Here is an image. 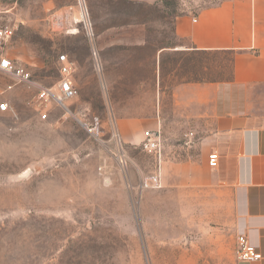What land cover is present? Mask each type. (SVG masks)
Wrapping results in <instances>:
<instances>
[{
    "label": "rangeland",
    "instance_id": "1",
    "mask_svg": "<svg viewBox=\"0 0 264 264\" xmlns=\"http://www.w3.org/2000/svg\"><path fill=\"white\" fill-rule=\"evenodd\" d=\"M222 1L0 0L12 62L57 95L65 54L75 91L61 105L0 73V264L236 262L230 192L174 179L210 131L174 91L230 80L232 54L181 50L173 22ZM126 120L142 138L124 140ZM147 131L156 154L141 148Z\"/></svg>",
    "mask_w": 264,
    "mask_h": 264
},
{
    "label": "crops",
    "instance_id": "2",
    "mask_svg": "<svg viewBox=\"0 0 264 264\" xmlns=\"http://www.w3.org/2000/svg\"><path fill=\"white\" fill-rule=\"evenodd\" d=\"M173 32L186 42L183 51L232 54L230 80L190 83L174 91L175 98L183 96L187 116L199 125L210 124L201 139L199 165L185 162L181 168L187 173L174 179L183 186L213 183L229 191L237 235H247L261 254L258 261L233 264H264V108H253L264 106V0H224L195 15L178 16ZM125 125L132 126L124 134L126 142L136 133L142 138L137 120ZM210 154L217 156L214 168Z\"/></svg>",
    "mask_w": 264,
    "mask_h": 264
},
{
    "label": "built area",
    "instance_id": "3",
    "mask_svg": "<svg viewBox=\"0 0 264 264\" xmlns=\"http://www.w3.org/2000/svg\"><path fill=\"white\" fill-rule=\"evenodd\" d=\"M13 35V29L11 27L4 26L0 23V73L17 80L20 83L28 85L30 87L37 88L39 98H43L47 101L49 98L55 99L61 105L63 102L71 100L75 96V91L72 87V66L73 64L68 60L65 54L57 56V71L60 78L57 82V95H53L52 91L39 85H36L31 81L30 74L27 73L20 65L12 62L8 56V46L10 44ZM11 110L8 103H0V112L5 113ZM45 117V114L42 115ZM143 151L147 153L156 154L160 150L159 139L151 132H146L144 140L141 144ZM209 166L214 168L217 165V156L210 154L208 159ZM153 184L144 183L143 187L157 186V179H152ZM237 261L240 262H254L261 259L257 247L250 243L247 235L240 233L237 235Z\"/></svg>",
    "mask_w": 264,
    "mask_h": 264
},
{
    "label": "trees",
    "instance_id": "4",
    "mask_svg": "<svg viewBox=\"0 0 264 264\" xmlns=\"http://www.w3.org/2000/svg\"><path fill=\"white\" fill-rule=\"evenodd\" d=\"M165 1L166 0H160L159 2L162 4V5H165ZM178 17V16H177ZM202 54H204V53H202Z\"/></svg>",
    "mask_w": 264,
    "mask_h": 264
}]
</instances>
